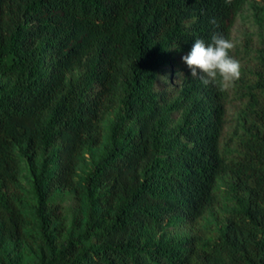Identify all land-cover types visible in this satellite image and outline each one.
I'll return each mask as SVG.
<instances>
[{
    "label": "trees",
    "instance_id": "1",
    "mask_svg": "<svg viewBox=\"0 0 264 264\" xmlns=\"http://www.w3.org/2000/svg\"><path fill=\"white\" fill-rule=\"evenodd\" d=\"M244 7L264 30V0H0V264H16L9 246L31 264H264L263 74L239 158L221 148L222 68ZM182 54L170 100L155 83ZM103 143L82 185L77 169ZM224 175L235 206L213 236L159 237L168 220L209 214ZM67 189L91 197L79 236L54 202Z\"/></svg>",
    "mask_w": 264,
    "mask_h": 264
},
{
    "label": "rangeland",
    "instance_id": "2",
    "mask_svg": "<svg viewBox=\"0 0 264 264\" xmlns=\"http://www.w3.org/2000/svg\"><path fill=\"white\" fill-rule=\"evenodd\" d=\"M264 30H259L254 21V16L248 7H244L236 16L230 37V56L226 65L222 68L225 85L228 90V103L226 110V125L221 139V148L226 154L227 160L238 159L241 149L237 137L243 134L241 127L242 118L248 115L247 91L253 86L259 74L264 75ZM187 63L185 54L176 55L170 65L161 69L155 83V91H166L170 100L177 96L181 87L183 68ZM264 105V94H260ZM174 121L178 118L173 114ZM249 116V115H248ZM105 143L87 151L83 162L77 169L76 181L84 185V178L94 170V167L103 154ZM20 160L21 185L29 198V204L34 205V197L31 194L33 179L30 173V165L27 160ZM229 175H224L217 183L216 194L218 201L202 220L196 223H183L176 220H168L159 237L169 240L183 236H213L215 229L223 224L228 214L234 209L235 203L228 190ZM90 194L86 192L75 193L72 190L56 192L54 202L58 204L66 216V233L81 235L86 213L89 205ZM16 264H31L32 257L28 249L14 251L9 246L5 250Z\"/></svg>",
    "mask_w": 264,
    "mask_h": 264
}]
</instances>
